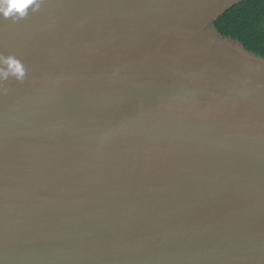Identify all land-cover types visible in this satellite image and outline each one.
Instances as JSON below:
<instances>
[{"label": "water", "instance_id": "water-1", "mask_svg": "<svg viewBox=\"0 0 264 264\" xmlns=\"http://www.w3.org/2000/svg\"><path fill=\"white\" fill-rule=\"evenodd\" d=\"M245 0H45L0 19V264H264V57Z\"/></svg>", "mask_w": 264, "mask_h": 264}, {"label": "trees", "instance_id": "trees-1", "mask_svg": "<svg viewBox=\"0 0 264 264\" xmlns=\"http://www.w3.org/2000/svg\"><path fill=\"white\" fill-rule=\"evenodd\" d=\"M225 37L241 41L247 50L264 57V0H245L216 21Z\"/></svg>", "mask_w": 264, "mask_h": 264}, {"label": "clouds", "instance_id": "clouds-1", "mask_svg": "<svg viewBox=\"0 0 264 264\" xmlns=\"http://www.w3.org/2000/svg\"><path fill=\"white\" fill-rule=\"evenodd\" d=\"M45 0H0V19L20 22L26 19L30 13L40 10ZM26 69L20 59L14 55L0 54V86L7 82L9 77H15L17 82H23Z\"/></svg>", "mask_w": 264, "mask_h": 264}]
</instances>
